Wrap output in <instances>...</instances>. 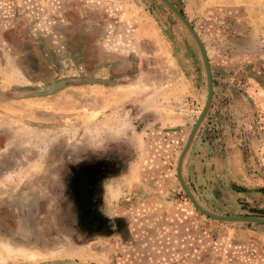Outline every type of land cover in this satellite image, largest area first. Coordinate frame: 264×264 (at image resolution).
<instances>
[{
	"label": "rangeland",
	"instance_id": "obj_1",
	"mask_svg": "<svg viewBox=\"0 0 264 264\" xmlns=\"http://www.w3.org/2000/svg\"><path fill=\"white\" fill-rule=\"evenodd\" d=\"M170 1L213 81L209 154L183 179L213 214L264 218V0ZM124 14L165 38L147 69L109 54ZM205 94L199 50L160 0H0V264H264V225L204 217L175 177L190 127L169 125Z\"/></svg>",
	"mask_w": 264,
	"mask_h": 264
},
{
	"label": "crops",
	"instance_id": "obj_2",
	"mask_svg": "<svg viewBox=\"0 0 264 264\" xmlns=\"http://www.w3.org/2000/svg\"><path fill=\"white\" fill-rule=\"evenodd\" d=\"M121 19H119V24H110L109 28L106 31V35L105 38H109V39H118L117 41H115V45H111V42L109 44V54H118L119 56H122L124 59L122 62V66L120 67V69H124V71L126 70H144L149 68L150 66H153V60H151L150 58H152V54H154V57H157L158 54V49L156 48V46L161 47V45L165 44V38H160L158 35L154 34L152 31H147L146 29L144 30L141 26H132V23H130L131 21V15L128 16L126 14L121 15ZM129 21V22H128ZM124 22V23H123ZM133 22V21H132ZM129 25H131L129 27ZM113 44V43H112ZM162 51V50H161ZM149 57V58H144L143 56ZM111 58V57H110ZM155 61V60H154ZM120 62V64H121ZM156 62V61H155ZM124 64V65H123ZM183 69L185 70V68L183 67ZM183 77L187 80L184 72H181ZM188 82V80H187ZM196 115H189V113L186 115V121L184 119H181L180 121H175L174 125H169L170 128H172L173 130L176 129L175 132H173V138H178L181 135L185 134V130L188 129L189 127L191 128V126L193 125L195 118L198 115V112L194 111L193 112ZM185 115L182 116V118H184ZM190 119H192L193 121H191ZM205 120V119H204ZM178 122V123H177ZM183 122V123H182ZM179 124V125H177ZM204 124V121L202 122V124L200 125L197 133L195 134L193 141L189 147V152L186 153L184 159H183V163H182V175L183 178L185 176L186 179H188L187 177L189 175H193V171H192V164H195L198 161V165L200 166L203 163V159L204 156H206L208 153V151L210 150V147L208 145V143H206V140L203 139V143L199 142L200 140V136L202 137V135H200L201 132V128ZM187 130V135L190 131ZM186 135V138H187ZM200 135V136H199ZM185 138V140H186ZM169 143L167 144V148H168ZM193 148V149H192ZM205 149V150H204ZM192 152H198L197 155H193ZM189 153H192V155L189 157L188 162H186V156H188ZM209 154V153H208ZM212 154V153H211ZM204 155V156H203ZM178 157V156H177ZM192 158H196V160H191ZM166 161V160H165ZM206 162L209 161L205 160ZM159 170H161L160 168H158ZM166 177L165 179L167 181H171V179L173 177H171L172 175H166L164 174ZM160 190V189H158ZM264 240V239H263ZM157 252L156 254H158L159 250L158 247L156 248ZM232 255L234 257L235 254ZM240 257L244 256L242 253L239 254ZM238 257H234L233 258L230 256V251L227 252L225 258L228 261V258H232V262L235 263L236 262V258L240 259ZM219 258V257H218ZM251 259L248 257V259L245 261L244 264H248V262ZM225 261V260H223ZM226 262V261H225ZM242 262V261H241ZM231 264V263H230Z\"/></svg>",
	"mask_w": 264,
	"mask_h": 264
},
{
	"label": "water",
	"instance_id": "obj_3",
	"mask_svg": "<svg viewBox=\"0 0 264 264\" xmlns=\"http://www.w3.org/2000/svg\"><path fill=\"white\" fill-rule=\"evenodd\" d=\"M184 25V27L187 29V31L192 36L198 50L200 53V57L202 60V64L204 67V75H205V83H206V94H205V100L201 107V109L198 112L197 117L195 118V121L193 125L190 128V131L187 135V138L184 142V145L178 154L176 165H175V177L177 179V182L181 188V190L184 192V194L187 196L189 202L192 204V206L198 211L201 215L204 217L220 222V223H251V224H259L264 225V218L259 217H251V216H222L213 214L207 210H205L203 207H201L194 196L192 195L191 191L189 190L188 186L186 185L183 177H182V163L183 159L193 141V138L195 134L197 133L200 125L202 124L204 118L206 117L208 110L211 105L212 97H213V81H212V73L210 68V63L208 60V56L204 47V44L196 32L193 25L190 23V21L186 18V16L182 13L181 10H179L170 0H160Z\"/></svg>",
	"mask_w": 264,
	"mask_h": 264
}]
</instances>
